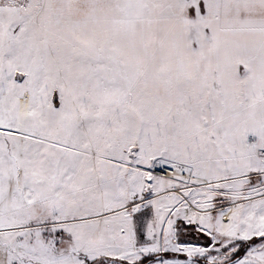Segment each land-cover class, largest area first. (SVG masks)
Wrapping results in <instances>:
<instances>
[{"label":"snow or ice","instance_id":"1","mask_svg":"<svg viewBox=\"0 0 264 264\" xmlns=\"http://www.w3.org/2000/svg\"><path fill=\"white\" fill-rule=\"evenodd\" d=\"M0 264H264V0H0Z\"/></svg>","mask_w":264,"mask_h":264}]
</instances>
